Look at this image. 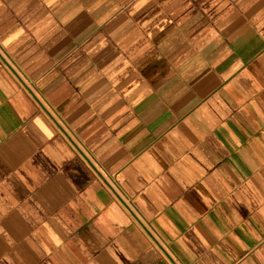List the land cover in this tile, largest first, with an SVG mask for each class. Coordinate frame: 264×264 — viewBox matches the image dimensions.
Listing matches in <instances>:
<instances>
[{
    "label": "crops",
    "instance_id": "1",
    "mask_svg": "<svg viewBox=\"0 0 264 264\" xmlns=\"http://www.w3.org/2000/svg\"><path fill=\"white\" fill-rule=\"evenodd\" d=\"M0 264H264V0H0Z\"/></svg>",
    "mask_w": 264,
    "mask_h": 264
}]
</instances>
